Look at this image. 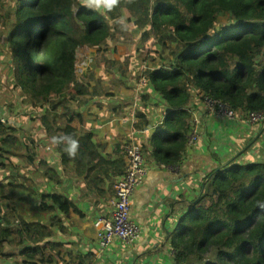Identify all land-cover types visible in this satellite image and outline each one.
I'll return each mask as SVG.
<instances>
[{
  "label": "trees",
  "instance_id": "1",
  "mask_svg": "<svg viewBox=\"0 0 264 264\" xmlns=\"http://www.w3.org/2000/svg\"><path fill=\"white\" fill-rule=\"evenodd\" d=\"M2 4L5 0H0V17L6 31L0 35L7 34V43L0 44V51L13 73L6 87L27 104L21 121L32 119L44 132L34 139L0 121V165L13 178L0 181V261L56 263L63 257L60 243L49 238L67 232L63 219L69 212L61 209L55 192L36 187L38 180L49 178L63 193L75 184L80 198L91 195L96 204L114 196L116 179L126 169L124 154L118 149L105 153L92 131L76 128L73 115L84 96L93 94L77 72L79 48L85 43L96 51L111 48L112 28L124 14L122 26L132 23L142 37L136 47L144 71L135 84L140 86L147 75L167 103L160 129L170 136H161L160 130L151 136L153 159L180 164L192 89L201 99H219L243 114L264 111V0H120L108 15L76 0ZM70 101L78 103L75 110ZM64 136L79 141L75 157L68 156L67 141L54 142ZM41 142L56 147L60 168L40 156ZM6 152L40 178L14 164ZM239 158L235 155L202 179L197 198L170 234L173 264H264V161L244 164ZM63 173L72 179L66 182ZM17 190H29L28 203L19 202ZM29 251L34 254L28 256Z\"/></svg>",
  "mask_w": 264,
  "mask_h": 264
},
{
  "label": "crops",
  "instance_id": "2",
  "mask_svg": "<svg viewBox=\"0 0 264 264\" xmlns=\"http://www.w3.org/2000/svg\"><path fill=\"white\" fill-rule=\"evenodd\" d=\"M124 22L117 27L124 36L109 39L111 48L104 52L88 46L85 57L78 60L77 68L85 67L78 75L86 78L87 86L90 83L88 87L93 94L84 96L80 111H75L73 115V124L78 129L92 131L95 140L104 145L105 153L118 149L124 154V158L129 127L131 124L135 126V139L145 147L147 162L151 166V170L135 190L132 209L133 218L142 227L143 233L130 245L116 238L102 250L95 223L99 217L109 214V200L113 196H108L106 200L100 199L96 204L91 195L80 198V187L75 184L63 193L53 181L44 177L45 180L37 182L58 195L61 209L64 213L69 212V217L63 219L67 224V232H54L49 238L60 243L58 248L60 254H63L62 259L58 257L56 263L37 261V264H172L170 234L177 227L181 215L197 198L202 179L237 154H240V163L264 161V122L248 125L244 114L238 110L234 116H210L203 99L192 89L187 135L196 123L200 138L194 144L187 143L180 164H167L169 168L159 169V162L152 157L153 144L150 138L159 130L161 136H170L160 129L168 113L167 103L148 79L145 84L136 86V79L144 71L142 56L136 47V42L142 37L129 23L122 26ZM120 44L127 45V49H119ZM88 60L93 64L91 68L88 67ZM130 61L138 63L129 67ZM110 62L120 67V73L115 77L118 80L113 78L115 86L112 87L107 86L110 77L106 79L104 73V64ZM91 82H96V92L91 87ZM99 96H105V104L98 100ZM85 104L86 118L82 113ZM70 105L74 110L78 107V103L73 101H70ZM92 107L98 111H90ZM60 111L61 109L58 113ZM33 115L36 116V113ZM21 116L14 126H19L24 133ZM75 118L79 124H76ZM1 119L6 120V117L1 115ZM29 123L37 136L44 132L42 125L32 119H29ZM39 144L40 156L54 160L56 168H60L56 147L46 142ZM15 159L21 163L18 156ZM21 164L23 170H26L24 166L28 168L27 164ZM63 175L66 182L72 179L68 174ZM33 254L28 252V256Z\"/></svg>",
  "mask_w": 264,
  "mask_h": 264
},
{
  "label": "built area",
  "instance_id": "3",
  "mask_svg": "<svg viewBox=\"0 0 264 264\" xmlns=\"http://www.w3.org/2000/svg\"><path fill=\"white\" fill-rule=\"evenodd\" d=\"M147 81L145 77H142L139 83L145 84ZM203 101L210 116H234L236 114L235 109L219 99L204 96ZM244 120L248 125L264 122V111L255 110L244 114ZM0 121L6 122L5 119ZM136 133L135 126L131 124L124 147L126 155L125 172L118 175L114 184L115 193L109 200V214L99 217L95 223L97 238L101 243L102 250L110 246L116 238L126 245H130L143 233L142 227L133 218L132 209L135 190L151 170V166L147 162L146 151L135 139ZM199 138L198 125L195 123L188 135L187 143L194 144ZM167 168H169V165L159 162V169L164 170Z\"/></svg>",
  "mask_w": 264,
  "mask_h": 264
},
{
  "label": "rangeland",
  "instance_id": "4",
  "mask_svg": "<svg viewBox=\"0 0 264 264\" xmlns=\"http://www.w3.org/2000/svg\"><path fill=\"white\" fill-rule=\"evenodd\" d=\"M12 0H5V5L2 4V8H7L8 4H10ZM76 2H81L83 3V0H76ZM84 4V3H83ZM102 13H104L105 15H108V13L104 10H100ZM3 12V10L1 11ZM127 19V14H124L123 17H121V20L119 21V23H116L115 26L112 28V34H113V37H116V36H124V33H122V31L118 30V26H120V23L125 21ZM109 21H111V19H109ZM220 21L221 22H225V20L223 18H220ZM111 23L113 24V22L111 21ZM3 21H2V17H0V31L4 30L6 31V29L4 28L3 29ZM129 25L130 26H133L132 23L129 22ZM85 31V25L83 24L82 25V28L80 29V31L77 33V37L79 39H81L83 37V34ZM79 34L82 35V37L80 38L79 37ZM154 41L156 42V44H158V38L157 37H153ZM5 44L7 43V34H1L0 35V44ZM160 46V44H158ZM90 46V44L88 43H85V45H83L81 48H79L78 50V56L80 58H84L85 57V54L87 53L86 51V48ZM127 49V45H123V44H120L119 45V49ZM104 52H105V49H102ZM259 58V57H258ZM89 64H88V67L91 68L93 66L92 62L90 60H88ZM138 62L137 61H130L129 63V67L132 66V65H135L137 64ZM78 64V62L76 63V65ZM9 68H10V59H8L5 55H2L1 51H0V112L2 110H5L6 113H1V115H4L6 116V123L7 125L11 124V125H15L16 122H17V119L20 115H22V113L26 110V103L23 101L24 99H20L17 95L13 94L7 87H6V84L9 83L10 79L12 78L13 76V73H10L9 72ZM85 67L84 66H79L77 68V72L78 74L81 73V71L84 69ZM104 73H105V78L108 79L107 77H110V81L108 80L107 81V86L108 87H112V86H115V83L113 82V78L117 77L120 73V67L115 64V63H105L104 64ZM143 77H147L146 79H148V76L145 75ZM115 80H118V78H115ZM122 85V84H121ZM88 86L90 87V83H88ZM117 86V84H116ZM91 87H96V82H91ZM104 97L105 96H99L97 97L98 100L102 101L104 103ZM22 103L23 107L19 108L18 104ZM105 104V103H104ZM93 110H96L98 111V109H95L94 107L91 108L90 111H93ZM40 111H43V108L39 109V112ZM38 112V110H37ZM82 113H83V117H87V110H86V104L83 106V110H82ZM31 115V114H30ZM75 122L76 124H79V121L77 118H75ZM24 132L28 133L30 135V137L34 138V139H37V135L34 133L33 129L31 128L30 126V123H29V120H27L25 118V121H24ZM7 154L10 155V158L12 159V162L14 164H17L19 161L17 159H15V156H17L16 154H11L9 152H6ZM4 156L3 155H0V160L3 159ZM50 163L54 164L55 165V162L54 160H49ZM24 168L27 170L28 174L30 176H32L34 179L35 178H40V175L39 174H36V176L33 174L32 170H29L27 168V166H24ZM10 174V171L8 168L4 167V166H1L0 165V181H3V182H7L11 179H13L11 176H9ZM36 187L41 189V190H45V191H49V188L45 187L43 184H41L40 182H36ZM29 193V190H25L24 192H22L21 190H17L16 193L18 194V200L19 202H24V203H28V198L26 196V193ZM3 204L5 205H9V202L8 201H1ZM170 241V239H169ZM10 249H12V247H10ZM173 253V251H172ZM171 263H172V260H173V256L171 254ZM17 259L16 257H11L10 260L9 259H5V260H1L0 261V264H17ZM173 264V263H172Z\"/></svg>",
  "mask_w": 264,
  "mask_h": 264
},
{
  "label": "clouds",
  "instance_id": "5",
  "mask_svg": "<svg viewBox=\"0 0 264 264\" xmlns=\"http://www.w3.org/2000/svg\"><path fill=\"white\" fill-rule=\"evenodd\" d=\"M83 3L86 7L93 10H104L111 12L116 8L120 0H83ZM61 141H67L66 152L69 157H75L79 149V141L71 136H64L60 138H54V142L60 143Z\"/></svg>",
  "mask_w": 264,
  "mask_h": 264
}]
</instances>
